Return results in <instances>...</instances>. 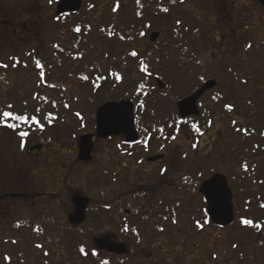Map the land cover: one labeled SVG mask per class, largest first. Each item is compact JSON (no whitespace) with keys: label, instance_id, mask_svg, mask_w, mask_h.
Listing matches in <instances>:
<instances>
[{"label":"rangeland","instance_id":"rangeland-1","mask_svg":"<svg viewBox=\"0 0 264 264\" xmlns=\"http://www.w3.org/2000/svg\"><path fill=\"white\" fill-rule=\"evenodd\" d=\"M140 1L142 0H83L81 10L83 14L68 23L71 25L79 24L83 29L82 34L91 37L92 50L88 58L93 64V61H95L100 66L105 60L112 59L113 65L114 61H119L125 63V68L123 69L122 78L116 83L113 80L108 84H103L106 87H103L100 83V87H102L100 92L99 90L96 91L95 86H91L90 83L78 82L74 85L73 82H70L72 84L70 89L72 94L69 92V97L73 104L65 106L68 112L63 122L59 121L51 130V134H43L31 138L24 149L21 143V161L24 173L23 190L30 193L38 189L41 183L39 180L35 181L30 173L34 169L43 167V162H38L37 165L33 161V158L27 155L31 147L43 145L46 150L44 155H41V158L51 156L57 164H61L62 162L70 163L72 160H69L67 152H77L79 137L89 132L92 133L91 131L95 129L96 110L107 102L131 101L135 103L132 97L136 94L138 87L162 93V102L160 104H166L168 108L165 112L171 115L169 109L181 100L191 96L189 95L191 91L195 93L196 88L193 85L195 80H191L190 78L185 79L178 72L166 73V68L168 67L167 58H173V62L169 65L170 69L177 70L184 68V71L193 70V63H196L194 59H198L202 63V68L197 76L202 74L205 77L200 80V83L206 82L208 78H215L220 84V90L225 88L226 94L223 92V99L216 103H212V98L215 96L214 93L207 95L203 98L201 104H199L200 112L205 117L207 116L209 121L204 116L203 119H206V121H203L200 115L199 117H195L198 118L197 120L195 119L190 123H185L178 128H174L176 131L170 134L171 141H174V143L167 145L168 147L164 149L163 154L170 156L172 169L181 166V171L189 175H185L178 170L176 175L170 174L167 176V185L173 184L172 186H176L179 184L180 186L177 194L168 195V198L177 200L178 202L189 201L190 203H188L192 206L206 208L202 197L198 194V188L207 178L221 173L227 177L234 194L236 223L238 207L239 211H241V216L243 215L242 208H240L243 206V202L237 193V190L242 189V182L234 167L240 162L241 164L244 162L246 165L249 164L250 167H253L255 172H257L258 169L256 167L258 164L255 163H259V158L253 157L252 161L248 163L245 155H239L238 160L233 157L238 151H244L238 130L239 128H244L246 132V129H250L254 124H258L259 127L261 123L260 119L264 118V14L259 9V2L258 0H173V2L166 0V6L169 7H166L165 14L153 9L152 11L148 8L145 9V22L139 25V32L134 34V40L129 44L131 50L136 53L134 59H130L128 56H119L123 54L122 50L123 48L125 50L126 47L115 45L114 40L112 41L108 38V35L104 37L98 28L107 25L108 13L110 11L114 12L115 2L119 4V15L122 16L129 12L130 9L128 7L135 9L140 4ZM28 4L31 5V0H0V60L4 63L12 52H16V55L23 57L26 55L25 49L29 52L41 49L42 46L38 45L40 39L46 44L53 42V40L60 42V44L62 43L64 47H68L70 44L72 37L70 25L56 22L55 9L57 3L52 6L48 4L49 6L38 8L43 16L39 20L41 21L40 24L33 25L31 29L28 27V30H31L29 32L21 31L32 20L29 17V13L24 10V6L29 9ZM237 7L245 8L244 11L246 13L245 18L239 23L241 24L239 27L232 26L230 23L227 24L229 17L222 19L220 16H223L221 10L234 13V9ZM146 21L149 24L147 26ZM85 27L88 28L85 29ZM185 27L196 30L200 33V36L186 43V46L181 45L185 48L181 53L179 51L181 46H175L180 41L175 40V37ZM14 29L19 30L17 34H14ZM234 29H240L246 33L247 39L245 44L250 46V49L248 47L246 49V65L243 70L239 68V62L242 63V60L237 56L234 57L228 51L230 46L227 43V38L237 33L234 32ZM153 33L160 34L157 42L160 45L162 57L160 71L156 70V65L153 66L155 70L141 71L140 64L144 61L145 54L148 50L154 48L150 41V36ZM16 45L17 47L14 50V46ZM169 47H174V55L169 54ZM46 50L44 46L41 53L43 57H46ZM228 57L231 58V62H234L233 65L236 67V73H241L246 79V90L243 91V94L241 93V96L234 95V92L228 91L239 88L237 86L239 80H233V86H225L227 80L225 76H227L228 72V61L225 58ZM83 64L81 60L80 62L70 61V63L68 62L63 66V70H65L63 74H66L69 69L73 70L75 67L82 68ZM74 65L76 66L74 67ZM230 65L233 67L232 63ZM30 72L33 73V71ZM151 72L154 76H149ZM191 72L193 74V71ZM12 75L13 80L8 75V70L0 69L1 101H5V96L3 95H6L9 92L8 90H17L18 87H21L28 93L33 87H36L35 75ZM175 76L178 78L175 79ZM162 77H166L165 80L170 82V86L174 85V87L168 88L169 83L167 84ZM16 79L19 81L15 82ZM31 79L34 80L32 81ZM158 81L165 84V88L160 89L156 86V82ZM149 83H152V86L149 87ZM260 96L262 98L259 102L257 97L259 98ZM216 97L220 98L218 95ZM152 106H150V109L153 108ZM155 111L157 110L155 109ZM154 114L156 115V112ZM211 123L215 124L213 132L211 131ZM211 132L218 141L210 148L209 137ZM9 136L12 137V135L0 129V140L3 141V146L4 143L6 145V153L10 152L8 150L10 146H12V152L16 151V144H10ZM74 136L76 137L74 138ZM4 137H6V142H4ZM119 143L121 144V142ZM227 143L229 148L224 145ZM116 144L118 143L114 142V156L121 159L123 158L120 154L121 148L117 147ZM52 145H54V148H52ZM104 147L106 150H108L107 147L112 148L111 144H108L107 147L105 145L98 146L96 155L103 152ZM177 157L179 164L176 162ZM94 161L96 163L101 160L97 157ZM104 165L105 160L102 161V166ZM74 167L72 165V169ZM75 170L73 178L70 181L78 190L85 194L83 196L86 199L91 201L92 205L90 208L99 207L103 213L107 215H111L112 213L114 217V209L111 205L116 195V189L112 179L107 176L105 178V176L101 175L100 171H96V166L93 163L80 170ZM191 176L194 178H191ZM51 186V193L63 194L60 186L54 185V182L51 183ZM174 188L168 189L171 190L169 191L171 194H174ZM237 195L238 202L236 199ZM76 199L70 198L69 203L66 201V205H73V201ZM57 202L46 206L42 203H33L31 206L25 202L22 204L23 217L30 216L37 217L35 218L36 220L38 219L36 223H23L22 248L26 252H23L24 264H35L37 261L43 260L46 257L45 253L48 254V252L50 253V257L47 258L50 260V264H89V260L81 258L75 244L81 241V244L84 245L85 238H88L91 242L93 241L91 245L92 249H88V247L87 249L84 248L85 252L95 253L98 249L95 244L96 241L110 242L109 235H105V238L101 236L100 240H97L93 233L94 231H91L85 237L75 233L77 231L70 230V226L68 225L70 223L66 222V216H63L67 215L66 210L61 208L62 206L58 207V203L60 204V202ZM129 209L135 212L137 207L131 205ZM105 214L103 215L105 216ZM43 215H48V217L43 218ZM88 221H90V217ZM179 222L181 224L179 230L175 229L174 226H170L168 231H166L165 239H161L160 247L158 246V242L156 243V250H158L156 257L159 259V262L162 261V264H179L185 259V264H229L228 259L232 255V241L234 239L231 233L228 231H216L208 227L205 228L207 234L202 232L204 230L197 233L191 220L181 218ZM95 223L99 224L97 221ZM34 224L38 225L37 234L33 230ZM111 228L108 227V231H114ZM84 229L86 231L91 230L88 224H85ZM111 236L113 237V235ZM253 241L257 240L255 238L250 241L248 240V244L246 245L251 244ZM154 245L155 243L152 244V246ZM55 253L57 256L54 255ZM243 257L245 261L248 260L246 264H264V243L260 244L257 242L254 245L246 247Z\"/></svg>","mask_w":264,"mask_h":264},{"label":"trees","instance_id":"trees-1","mask_svg":"<svg viewBox=\"0 0 264 264\" xmlns=\"http://www.w3.org/2000/svg\"><path fill=\"white\" fill-rule=\"evenodd\" d=\"M58 1L59 0H31V5L28 4L29 9L24 6V10L29 13V17H31L32 20L29 21V25H26L25 28L21 29V31L23 30L29 32L31 30H28V27L31 29L33 25L40 24L41 21L39 20L43 16L41 15V11L39 12L38 8L41 6H52L53 4L58 3ZM168 2H170V0H168ZM171 2H173V0H171ZM166 7L169 6H166L165 4L164 8L166 9ZM128 8L130 9L129 12L120 16L119 4L115 2L114 12L110 11L108 13L109 17L107 25H105L107 27L100 26L98 30L101 31V34L103 33L104 37L105 35H108V38L112 41L114 40L115 45L126 47L125 50L124 48L122 50L123 54L119 56H128L130 59H134L135 55H133L134 52L129 47V44L132 40H134V34L139 32V25L142 22H145V9L148 8L151 9V11L153 9L154 11L161 12L163 6L161 0H142L135 9L132 7ZM82 14L83 11H80L77 14H69L59 17L56 16L57 23L70 25L69 28L72 32V37L68 47H64L62 43L60 44V42L54 40L53 42L46 44L41 41L42 39H40L38 45L42 46L41 49L37 50L34 48L36 50L32 52L25 49L26 55L23 57L16 55V52H12L13 54L11 53L9 57H7L5 66L6 70H8V75L12 78V80V74H17L19 76L35 75L34 77L36 79V87H33L28 93H26L23 88L18 87L17 90H8L9 92L5 95V101L0 100V128H2L9 135L20 137L23 149L31 138L41 136L43 134H51V130L56 126V124L59 121L63 122L68 112L65 106L73 104L69 97V95L72 94L70 90L72 84H70V82H73L74 85L78 82H87L90 83L91 86H95V90H99L100 92L102 89V87H100V83L103 86V84H108L113 80L114 83H116L120 78H122L125 63L114 61L113 65V60L107 59L104 63H102V65L98 66V62L93 61V64L91 60H89L88 57L90 56L92 50L91 37L89 35L82 34L83 29L79 24H68L72 19L78 18ZM8 24L12 25L11 23ZM147 25H149L148 22L146 23V26ZM86 28L88 27H85V29ZM18 31V29L13 30L14 34H17ZM54 32L57 33L55 30ZM199 34L200 33L196 30H191L189 27H185L175 37V40L180 41V43L175 46H186V43L197 39L198 36H200ZM183 41H185V43H183ZM152 45L154 48L148 50L144 56V61L140 64L141 71L155 70L153 68L154 65H156V70L160 71V64L162 61L161 50L159 47L160 45L159 43ZM44 46L47 49L46 57L41 55ZM182 46L179 49L181 53L185 50ZM16 47L17 45L14 46V50ZM168 50L170 55H174V47H169ZM80 60L84 63L81 66L82 68H76V65H74L75 68H73V70L69 69L66 74H63L65 71L63 70V66L65 64L68 62L70 63V61L80 62ZM172 62L173 58H167V74L168 72H178L181 73L185 79L190 77L191 72L189 70L184 71V68L177 70L170 69L169 65ZM2 63L3 62L0 60V66ZM112 65L114 66V69ZM30 71H33V73ZM165 78L166 77H162V79L167 82ZM176 78L178 77L175 76V79ZM31 80L33 81L34 79ZM18 81V79L15 80V82ZM167 84L168 88L174 87V85L170 86V82H167ZM68 86L70 87L68 88ZM150 86H152V83H149V87ZM103 87H106V85ZM137 89L136 94L132 97L136 104L151 106L158 105L162 102V93L150 92L149 89H144L143 87H138ZM139 90H143V92H139ZM261 98L262 96L259 98L257 97L259 102L261 101ZM146 111L151 114L159 112L155 111L154 108H148ZM164 111H166V109H164ZM162 112L163 111L160 113ZM4 113H8V115L5 116ZM201 116L203 119L204 114ZM149 119L152 120L159 118L151 116ZM260 120L261 123L259 127L261 129L258 127V124H254L250 129L247 128L245 132L246 142L244 151H238V155H233V157L237 160L240 157L239 155H245L248 163L252 161L253 157L259 158V163H255L258 164L256 167L258 169L257 172H255L253 167H250L249 164L246 165L244 162L242 164L240 162L236 167H234L239 175L240 181L242 182V189L237 190V193L243 202V206L240 207L242 208L243 215L241 216V211H239L238 207L237 221L235 224L224 229L217 228L208 219L205 207H195L190 205L189 201V203L178 202L177 200H172L170 198H168L166 203V225L168 228L170 226L175 227L178 219L183 218L193 222V226H195V231L197 233L204 230L202 232L207 234V231L205 232V228L207 227L213 228L216 231H228L231 233V235L234 236V239L232 241V255L230 256V259H228L229 264H246L248 260L245 261V258L243 257V252L246 247L254 245L257 242L260 244L264 243V118H261ZM22 133L24 135H22ZM183 174L189 175L186 173ZM191 178L194 177L191 176ZM236 199L238 202V195ZM202 201L203 204H205L204 200ZM68 225L72 231L77 228L81 229L85 227L84 224L76 227L72 224ZM143 225L145 226L146 224L144 223ZM88 227L91 229L88 233L94 231L93 233L98 240L102 233H104V235H111V233H109L110 230L108 231V227L114 226L110 224H97L92 222L88 224ZM139 231L140 233H137V235L135 233L124 239L114 238V234L113 237H110L109 240L111 243L120 244L126 248L127 253L124 255L113 254L109 251H100L97 248L95 253H86L85 249H87V247L88 249H92L91 245L93 242L88 240V238H85V242L83 243L84 245L81 244V241L75 245L81 258L89 260V264H162V261L159 262V259L156 257L158 250L150 248L154 242L157 243L159 241L143 237L141 232L144 231V228H140ZM125 235L126 233H123L122 231L121 236L125 237ZM253 238L257 241H253L251 244L246 245L248 244L247 241H250ZM48 254L49 255L45 258L50 257L49 252ZM54 255L57 256L56 253ZM45 258L43 260H39L38 263L41 262L40 264H49L50 260ZM179 264H185V259H183L182 263Z\"/></svg>","mask_w":264,"mask_h":264},{"label":"flooded vegetation","instance_id":"flooded-vegetation-1","mask_svg":"<svg viewBox=\"0 0 264 264\" xmlns=\"http://www.w3.org/2000/svg\"><path fill=\"white\" fill-rule=\"evenodd\" d=\"M165 1L166 0H161L163 6L161 13L163 14L166 12V9L164 8L166 4ZM258 2L260 5L259 9H261L264 14V7H262L259 0ZM234 10V13L221 10L223 16H220L222 19L229 17V22L227 24L230 23L232 26L239 27V25H241L239 23L245 18L246 15L244 11L245 8L237 7ZM212 25L214 26V24ZM234 32L237 33L234 34V36L227 38L228 40L226 39L230 46L228 51H230L234 57L237 56L242 60V63L239 62V68H242L243 70L244 66L246 65V49L247 47L250 49V46L245 44L247 35L243 30L234 29ZM225 59L228 61V78L224 75L227 79L225 86H233L232 81H236V79L239 80L237 85L239 88H234V90L230 88L231 90L228 91L234 92V95L241 96L244 93L243 91L246 90V79L241 73H236V67L233 65L234 62H231V58L228 57ZM194 60L196 63H193L195 66L193 67V70H191L193 71V74L191 71V75L189 73V78L191 80H195L193 85H195L194 87L196 89L194 92L198 91L199 88H201L208 81H215L217 83L214 89L206 92V94L199 100L198 107L205 96L213 93L215 96L212 98V103L221 101L223 99V92L226 94L225 88L220 90V84L215 78H208L206 82L200 83V80L205 78L202 74L197 76V74L201 71L202 63L198 59ZM230 63H232L233 67L231 65L229 66ZM0 69L6 70L4 62L0 66ZM149 76L154 75L150 73ZM151 91L155 92L154 90H150V92ZM139 92H143V90H139ZM192 94L193 93L191 91L189 95ZM216 95L220 96V98L216 97ZM133 104L135 126L138 132V141L135 143L127 142L126 136L122 133L117 136L112 135L106 139L98 138L96 136V115L98 109L100 108L99 107L95 113V129L91 131L92 133L89 132L86 134L94 136V146L92 150L91 161L83 162L79 159V141L80 137L84 135L79 137V141L77 142V152H67L70 158L69 160H72L70 163L62 162L61 164H57L54 162L51 156L47 158H41L46 150L45 146H43L42 151L31 152L29 150L27 155L33 158L35 164L38 165V162H43V167H39L36 170L34 169L30 172L35 181L39 180L41 182L39 184V188L33 190L30 193L24 192L23 190L24 173L21 161L22 151L20 138L16 136H9L11 141L10 144H16V151L12 152V146H10L8 148L10 152L7 151L8 153H6L5 143L3 146V141L0 140V264H24L23 260L25 259L23 258L24 251L22 248V235L24 228L23 223L28 222L29 224H32L38 222V219H35L37 217H23L22 204L24 202L29 206L33 205V203H42L44 206H46L58 201L61 204L60 205L57 202L58 207L62 206L61 208L66 210L67 215H63L64 217L66 216V222L72 224V218L79 211V208L75 206V203L77 201H81V210L84 212L85 219L77 226L92 222L95 223V221L99 222V224L103 223L110 224L112 226L114 225V228H111L114 229V232L112 231L110 233L111 235L114 234V238L116 237L117 239L128 238V236H132L135 233L137 235V233H140L139 229L144 228V231L141 232V235H143V237H147V239L151 238V240H158V246L160 247L161 239H165L166 231H168V227L166 225V203L168 201V195H176L177 190L180 189L178 183L176 186H172L173 184L167 185L168 183H166V179L170 174L176 175L178 170L182 172L181 166L172 169L170 156L164 155L163 151L168 147L167 145L174 143V141H171L172 138L170 137V134L176 131L174 128H178L180 125L190 123L191 121L195 119L197 120L198 118H181L177 109L178 103L169 109V111H171V115H168V112L164 111V109L167 110L168 108L166 104L152 106L157 111H159L156 113V115L146 111V109L150 108V105H141L136 103ZM161 111L163 112L160 113ZM151 116L158 117L159 119L150 120L149 117ZM205 118L207 119V116ZM206 119L202 120L206 121ZM214 128L215 124L211 123L212 132L214 131ZM238 131L236 132L239 133L243 148H245V129L239 128ZM212 132L209 137L210 148L218 141V139L214 138L215 135ZM75 137L76 136H74V138ZM4 142H6V137H4ZM114 142H117L118 144H116V146L121 148L120 154L123 157L121 159L117 156H114ZM119 142H121V144ZM108 144H111V149L110 147H107ZM101 145H105L108 150H106L104 147L103 152L96 155L98 146L100 147ZM224 145L225 147L229 148L228 143ZM52 148H54V145H52ZM161 156V159L152 160ZM97 157H99L101 161L95 163L94 160L95 158L97 159ZM179 159L181 160V158ZM103 160H105L104 166H102ZM176 162L179 164L178 157L176 158ZM92 163L96 166V171H100L101 175L105 176V178L106 176L110 177L114 183L116 195L111 205L114 209V217L111 212V215L103 213L99 207L90 208L92 205L91 201L86 199L84 197L85 194L78 190L70 181L72 180L71 178H73V174L76 171L75 169L80 170L87 165H91ZM72 165L75 166L73 169ZM182 173H184V171ZM52 182H54V185L60 186L63 194L50 192ZM169 188H174V194L169 192L171 191L168 190ZM70 198L77 199L73 201V205H66V201L69 203ZM131 205H135L137 207L135 212L129 209ZM106 210L108 211L107 208ZM103 214H105V216ZM42 217L46 218L48 215H43ZM89 217L90 221H88ZM180 220L181 219H178L175 229H180ZM144 223L146 224L145 226L143 225ZM74 226L76 227V225ZM37 228L38 225L34 224L33 230L34 232L36 231V234L38 233ZM74 231H77L75 233H78L80 236L85 237H87L89 232L84 228H77ZM122 231L123 233H126L125 237L121 236ZM111 235L109 236L112 237ZM101 236L105 238L104 233H102L99 238ZM116 245L123 246L120 244ZM150 248L156 250V243ZM45 255L48 256L49 254L45 253ZM38 262L39 261H37L35 264H38Z\"/></svg>","mask_w":264,"mask_h":264},{"label":"water","instance_id":"water-1","mask_svg":"<svg viewBox=\"0 0 264 264\" xmlns=\"http://www.w3.org/2000/svg\"><path fill=\"white\" fill-rule=\"evenodd\" d=\"M259 1L262 7H264V0ZM82 6L83 0H59L56 5L55 14L57 16L76 14L81 11ZM159 38V33H153L150 36V41L151 43H156ZM216 85L215 81H208L194 94L178 102L177 109L181 118L200 116L201 112L198 108L199 100L206 92L214 89ZM158 86L161 89L165 88V84L161 81H158ZM121 133L126 136L129 143L138 141V132L134 118V104L130 101L107 102L97 111L96 136L106 139L112 135L117 136ZM93 138V135L80 137L79 159L83 162H89L92 159ZM29 150L31 152L42 151L43 145H35ZM161 158L162 156L152 160ZM198 192L205 200L207 217L215 227L224 229L235 223L234 194L225 175L217 173L204 180ZM75 206L79 208V211L72 218V224L77 226L84 221L85 215L81 210V201H77ZM95 244L99 250H106L113 254L124 255L127 253V250L123 246L114 245L108 241H96Z\"/></svg>","mask_w":264,"mask_h":264},{"label":"snow or ice","instance_id":"snow-or-ice-1","mask_svg":"<svg viewBox=\"0 0 264 264\" xmlns=\"http://www.w3.org/2000/svg\"><path fill=\"white\" fill-rule=\"evenodd\" d=\"M133 55H135V53H133ZM4 115H5V116H7V115H8V113H4ZM9 127H10V125H9ZM22 135H24V134L22 133Z\"/></svg>","mask_w":264,"mask_h":264}]
</instances>
